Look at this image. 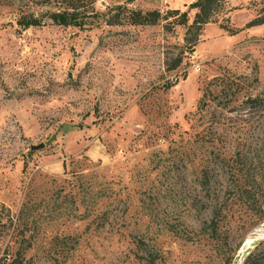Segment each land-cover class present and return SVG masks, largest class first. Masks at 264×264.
I'll return each mask as SVG.
<instances>
[{
    "label": "rangeland",
    "instance_id": "rangeland-1",
    "mask_svg": "<svg viewBox=\"0 0 264 264\" xmlns=\"http://www.w3.org/2000/svg\"><path fill=\"white\" fill-rule=\"evenodd\" d=\"M62 1L0 0V264H240L264 238V0H225L192 47L193 0H79L82 25Z\"/></svg>",
    "mask_w": 264,
    "mask_h": 264
},
{
    "label": "trees",
    "instance_id": "trees-1",
    "mask_svg": "<svg viewBox=\"0 0 264 264\" xmlns=\"http://www.w3.org/2000/svg\"><path fill=\"white\" fill-rule=\"evenodd\" d=\"M79 0H63L61 2V8H56L51 12H48V17L54 23L63 24V25H82L85 23L84 18L81 16L83 13L85 15H93L95 12L93 11V6L90 4L91 9L83 10L81 5L78 2ZM225 0H193L190 2V6L195 7L196 11L194 13V17L192 21L187 24L185 35H184V43L185 46H190L191 41H195L196 36L199 34V31L202 29L204 23L213 19L214 15L222 9L223 3ZM91 3V1H90ZM123 8L128 11V19L131 23L134 24H150L156 23L160 19L167 18V14L171 13L172 15H180L182 16V20L180 23L186 24L187 22V12L185 10L180 11L177 8L168 9L165 13H161L158 9H134L127 8L123 6ZM117 21V20H116ZM16 22L22 26L23 28L28 27L30 25H39L42 23V18L34 15V14H23L20 15ZM264 22V10H262L258 15L251 18L247 25L260 24ZM194 31V35L192 37L189 36L191 31ZM192 49V48H190ZM182 61V55L174 56L171 62L165 61L166 69L173 70L180 65ZM225 211V207L221 205V202L214 204V208L212 209V215L209 220V224L207 225L211 231H216L217 222L219 221V216L222 212ZM1 217V215H0ZM264 217V216H263ZM6 222L0 220L1 225L4 226ZM6 227V225H5ZM4 227V228H5ZM7 255H4L6 258ZM4 260V259H2ZM5 261H2V263ZM11 263L16 262L17 264L21 263V258L19 255L15 256L10 260ZM9 262V263H10ZM240 264H264V238L260 239L259 242L252 248V250L245 256L244 260Z\"/></svg>",
    "mask_w": 264,
    "mask_h": 264
},
{
    "label": "water",
    "instance_id": "water-1",
    "mask_svg": "<svg viewBox=\"0 0 264 264\" xmlns=\"http://www.w3.org/2000/svg\"><path fill=\"white\" fill-rule=\"evenodd\" d=\"M40 145H33V148H38ZM262 238V235L257 234L253 237H251L246 245L240 249L238 258L240 260V263L244 260L245 256L252 250V248L259 242V240Z\"/></svg>",
    "mask_w": 264,
    "mask_h": 264
}]
</instances>
